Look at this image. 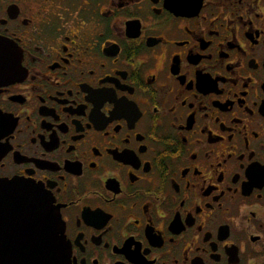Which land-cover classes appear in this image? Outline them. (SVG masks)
Returning <instances> with one entry per match:
<instances>
[{
    "label": "flooded vegetation",
    "instance_id": "flooded-vegetation-1",
    "mask_svg": "<svg viewBox=\"0 0 264 264\" xmlns=\"http://www.w3.org/2000/svg\"><path fill=\"white\" fill-rule=\"evenodd\" d=\"M4 179L66 264H264V0H0Z\"/></svg>",
    "mask_w": 264,
    "mask_h": 264
},
{
    "label": "water",
    "instance_id": "water-1",
    "mask_svg": "<svg viewBox=\"0 0 264 264\" xmlns=\"http://www.w3.org/2000/svg\"><path fill=\"white\" fill-rule=\"evenodd\" d=\"M1 204L0 264H66L60 215L43 187L0 180ZM10 207L12 213H5Z\"/></svg>",
    "mask_w": 264,
    "mask_h": 264
}]
</instances>
